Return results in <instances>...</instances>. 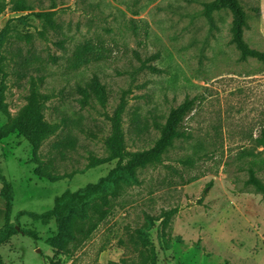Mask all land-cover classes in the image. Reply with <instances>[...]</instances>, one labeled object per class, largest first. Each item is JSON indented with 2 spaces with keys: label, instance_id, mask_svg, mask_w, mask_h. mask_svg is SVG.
Returning <instances> with one entry per match:
<instances>
[{
  "label": "rangeland",
  "instance_id": "obj_1",
  "mask_svg": "<svg viewBox=\"0 0 264 264\" xmlns=\"http://www.w3.org/2000/svg\"><path fill=\"white\" fill-rule=\"evenodd\" d=\"M24 1L29 10L0 0V33L10 25L0 37V86L7 87L11 115L0 111V173L15 192L13 222L21 211L52 209L57 196L98 182L116 166L86 169L91 154L107 156L105 115L122 97L131 152L153 147L158 124L186 98L200 101L185 121L190 138L177 140L161 164L137 171L141 184L111 200V215L89 240L57 255L48 244L55 222L24 216L19 231L33 230L38 240L19 232L0 246L4 264H264V197L247 184L251 169L264 182V63L241 59L231 43V11L214 12L211 24L204 9L214 0ZM241 2L248 14L244 39L264 52V0ZM40 12L54 13L56 25ZM85 41L103 46L107 58L74 71L73 52ZM143 64L157 71L141 70ZM39 77L41 90L56 94L46 119L64 123L36 151L13 119L27 102L30 80ZM94 77L107 88L106 108L95 97L86 108L78 101V88L92 89ZM4 224L0 196V232Z\"/></svg>",
  "mask_w": 264,
  "mask_h": 264
},
{
  "label": "trees",
  "instance_id": "obj_2",
  "mask_svg": "<svg viewBox=\"0 0 264 264\" xmlns=\"http://www.w3.org/2000/svg\"><path fill=\"white\" fill-rule=\"evenodd\" d=\"M17 11L29 10L24 0H17ZM228 9L233 16L232 21V39L231 43L235 45L241 54L242 60L255 58L264 63V52L250 48L244 39V31L248 26V14L241 0H214L205 5L204 14L211 24H214V12ZM259 13V10L255 9ZM3 8L0 5V15ZM36 16L43 18L50 27H54V13L40 12ZM10 29L7 25L0 33L3 36ZM58 46L63 48L64 41L58 42ZM105 48L91 41H85L78 45L73 52L70 68L77 71L92 63L103 61L107 58ZM156 58V57H153ZM56 61V59H54ZM150 68L157 71L155 67L142 65L141 70ZM44 78H32L30 80V90L26 98V104L19 110L17 116L13 119V127L18 131L26 141H28L37 151L41 145L48 139L54 137L63 128L64 120L50 122L46 119L44 110L48 102L56 97L54 92H43L41 85ZM7 87L3 82L0 86V111L6 116L11 117L8 105L5 103V91ZM78 100L82 108L91 106L93 99L103 108L108 104V92L106 86L98 77H94L92 89L79 87ZM199 97L186 98L179 106L173 108L163 125L158 124L160 137L155 145L146 150L131 152L127 149L123 116L127 108V100L122 97L118 107L113 115L108 114L105 117L111 122V134L105 139L107 148L106 157H96L91 154L87 170L97 168L104 164L116 162V166L109 173L100 178L96 183H90L83 188L73 192L66 190L62 195L57 196L52 209L43 212L21 211L12 221V215L15 203V192L8 179L0 173L1 190L0 196L5 203V224L0 232V246L8 243L19 232L38 240V235L33 230L22 229L19 231L17 223L24 216L33 221L49 224L55 222L57 226V235L48 240L57 255L67 256L71 253L69 243L83 244L91 238L93 233L99 228L100 224L108 219L112 212V199L117 198L123 189L127 186L140 185L141 182L137 176L139 169H144L150 165L156 166L163 162L164 155L173 147L179 139H189L190 134L186 127V118L195 110ZM261 138L264 139V129L261 131ZM186 165H191V161H184ZM77 174L73 172L68 174V178H73ZM49 177L53 181H59L64 177ZM248 185H252L257 193L264 197V182L256 177L253 169L250 170V179ZM177 213V210H171L166 213V222ZM48 264H62L61 259H47ZM0 264H4L3 257L0 255Z\"/></svg>",
  "mask_w": 264,
  "mask_h": 264
}]
</instances>
